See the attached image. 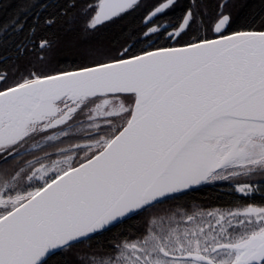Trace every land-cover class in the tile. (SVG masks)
Here are the masks:
<instances>
[{
	"label": "snow or ice",
	"instance_id": "1",
	"mask_svg": "<svg viewBox=\"0 0 264 264\" xmlns=\"http://www.w3.org/2000/svg\"><path fill=\"white\" fill-rule=\"evenodd\" d=\"M138 4H88L84 32ZM176 5L157 0L144 20L147 41L172 45L89 47L51 69L55 42L33 26L17 55L40 66L0 69V264H264V206L163 207L218 181L264 192V15L241 22L222 0L201 36L196 5L171 20ZM36 6L25 0L0 41Z\"/></svg>",
	"mask_w": 264,
	"mask_h": 264
},
{
	"label": "trees",
	"instance_id": "2",
	"mask_svg": "<svg viewBox=\"0 0 264 264\" xmlns=\"http://www.w3.org/2000/svg\"><path fill=\"white\" fill-rule=\"evenodd\" d=\"M148 0H142L137 7L121 14L109 23L100 26L99 31L86 34L84 25L87 17L84 9L88 4L95 5L97 0H35L37 6L28 11L25 19V28L22 33H10L6 41H0V69L11 72L16 64L26 66L30 62L37 67L40 62L36 60V53L18 57L17 50L21 43L31 44L28 39L29 30L36 27V40L40 37L51 39L55 47L48 55L51 57V69H74L84 61V53L89 47L103 50L118 49L121 45H135L133 52H141L145 49L147 39L143 38V19L154 4H147ZM49 4L43 7L46 3ZM0 9V25H5L11 19L19 15L25 0H2ZM188 0H183L181 8H187ZM74 5V7H70ZM203 7L198 10L203 19L204 25L207 17L203 15L207 11L211 16L217 6V0H202ZM243 5V6H241ZM43 9L39 12V10ZM233 16H237L242 22L245 18L255 19L256 26H259L260 17L264 15V0H234L231 4ZM55 20L51 26L45 25L48 18ZM196 31V30H194ZM202 27L196 31L197 35L202 33ZM188 40L189 37H186ZM184 42V41H182ZM38 52V49H37ZM255 200H259L258 198ZM247 204L246 200L234 190L232 186L213 187L210 184L193 188L185 193L169 200L163 207L182 205L190 208H220L228 210L238 205ZM144 217H136L127 221L119 231H131L143 222ZM116 229L113 232L118 231ZM113 233H105L93 241V247L103 245L111 238ZM87 247V246H84Z\"/></svg>",
	"mask_w": 264,
	"mask_h": 264
},
{
	"label": "flooded vegetation",
	"instance_id": "3",
	"mask_svg": "<svg viewBox=\"0 0 264 264\" xmlns=\"http://www.w3.org/2000/svg\"><path fill=\"white\" fill-rule=\"evenodd\" d=\"M2 0H0L1 2ZM51 0H49L50 2ZM183 0H177V5L174 9H172L168 16L171 20H176L178 19L186 9L190 8V7H193V5L195 4L196 7L194 10L198 11L200 8L203 7L202 5V0H188V3H187V8L183 11L182 8H181V3H182ZM48 3H46L43 7L47 6ZM142 2V0L139 1V4ZM222 2V0H217V6H216V10L214 12V14L211 16L207 11H204L203 15H205L207 17V23L204 25V23L202 25H200V27H202L203 31L202 33H200V35H205V34H208V35H211V32H210V27H211V23H212V20L213 18L215 17L217 11H218V5ZM234 2V0H229V4H230V7L227 9V11H230V12H233L232 9H231V4ZM43 7H41V9L39 10V12L43 9ZM153 8V7H152ZM151 8V9H152ZM0 9H1V3H0ZM151 9L149 10V12L151 11ZM148 12V13H149ZM147 13V14H148ZM147 14L145 15L144 19H143V27H144V31L146 30L147 28V25H145L144 23V20L147 16ZM115 19V18H114ZM110 22V21H109ZM109 22H106V23H109ZM105 23V24H106ZM102 27V26H101ZM143 38H145L144 36H142ZM147 39V38H145ZM185 39H187L186 37L184 38V40H181L180 43H183L182 41H185ZM190 39V38H188ZM175 41L173 40H166L164 37H153V39L151 41H147V44L145 45V49H152V50H155V47H160V46H164L165 44H168V45H172L174 44ZM211 186L213 187H217V186H221V185H224V186H232L233 184L230 182V181H218V182H213V183H210ZM240 194V193H239ZM241 196L244 198V200H246L247 204H256L258 206H264V192H257L256 194L252 195V196H249V197H245L241 194ZM259 199L258 201L255 200V199Z\"/></svg>",
	"mask_w": 264,
	"mask_h": 264
},
{
	"label": "rangeland",
	"instance_id": "4",
	"mask_svg": "<svg viewBox=\"0 0 264 264\" xmlns=\"http://www.w3.org/2000/svg\"><path fill=\"white\" fill-rule=\"evenodd\" d=\"M148 3H149V5H151V4H154V5H155V4L157 3V0H148V1H147V4H148ZM154 5H153V6H154Z\"/></svg>",
	"mask_w": 264,
	"mask_h": 264
},
{
	"label": "water",
	"instance_id": "5",
	"mask_svg": "<svg viewBox=\"0 0 264 264\" xmlns=\"http://www.w3.org/2000/svg\"><path fill=\"white\" fill-rule=\"evenodd\" d=\"M140 1V0H139ZM200 186H202V185H200ZM199 187V186H198ZM196 188V187H195Z\"/></svg>",
	"mask_w": 264,
	"mask_h": 264
},
{
	"label": "bare ground",
	"instance_id": "6",
	"mask_svg": "<svg viewBox=\"0 0 264 264\" xmlns=\"http://www.w3.org/2000/svg\"><path fill=\"white\" fill-rule=\"evenodd\" d=\"M198 187V186H197Z\"/></svg>",
	"mask_w": 264,
	"mask_h": 264
}]
</instances>
